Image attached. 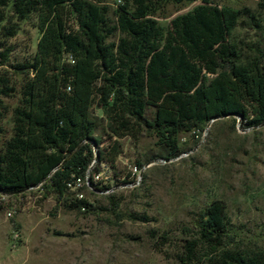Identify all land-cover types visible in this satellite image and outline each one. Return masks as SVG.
Here are the masks:
<instances>
[{"label": "trees", "instance_id": "trees-1", "mask_svg": "<svg viewBox=\"0 0 264 264\" xmlns=\"http://www.w3.org/2000/svg\"><path fill=\"white\" fill-rule=\"evenodd\" d=\"M114 1L112 17L107 0H0V66L23 75L12 135L0 142V194L48 183L62 197L93 161L115 168L121 144L102 148L94 136L104 124L96 109L111 137L153 132L170 156L180 153V133L217 119L264 128V49L235 35L240 27L264 32V17L212 0H169L201 5L165 30L155 17L168 0ZM32 18L40 32L36 52L12 65L7 42ZM11 83L0 77L1 95L15 93ZM207 215L197 224L198 238L185 242L183 263L264 264L260 251L224 249L221 204Z\"/></svg>", "mask_w": 264, "mask_h": 264}, {"label": "rangeland", "instance_id": "rangeland-1", "mask_svg": "<svg viewBox=\"0 0 264 264\" xmlns=\"http://www.w3.org/2000/svg\"><path fill=\"white\" fill-rule=\"evenodd\" d=\"M212 2L250 8L264 17V0ZM107 4L114 17L115 1ZM199 5L168 0L155 18L166 30L176 16ZM235 35L264 49V32L240 27ZM39 37L34 18L22 22L20 33L7 42L14 47L11 64L34 54ZM2 76L11 78L15 93L0 94V142L12 135V110L23 78L9 66H0ZM95 112L104 122L94 133L102 138V148L115 140L121 144L115 168L106 170L112 191L84 189L83 200L91 205L85 210L75 205L77 192L59 197L48 183L18 196L0 195V264H185V242L198 238L197 224L214 203L224 208V249L264 254V128L217 119L180 133V153L170 156L153 132L137 139L111 137L103 111ZM135 166L143 170L142 183L125 185L133 181Z\"/></svg>", "mask_w": 264, "mask_h": 264}, {"label": "built area", "instance_id": "built-area-1", "mask_svg": "<svg viewBox=\"0 0 264 264\" xmlns=\"http://www.w3.org/2000/svg\"><path fill=\"white\" fill-rule=\"evenodd\" d=\"M110 167H111L110 165L105 163L98 166L96 161H93L84 177H76L75 179L71 180L68 183L69 190L77 192V197L79 201L85 198L83 190L86 188L95 189L99 192H104V193L111 192L112 191V186L110 185L111 178L106 174L107 172L106 170ZM132 178H133L132 182L127 181L124 182V184L129 186L140 185L143 181V170L135 166L132 169ZM112 180H115V178H113ZM40 186L41 185L37 186L36 188H39ZM0 195L7 196L4 194H0ZM82 209L85 210V207H83ZM8 215L13 216V213L9 212Z\"/></svg>", "mask_w": 264, "mask_h": 264}]
</instances>
